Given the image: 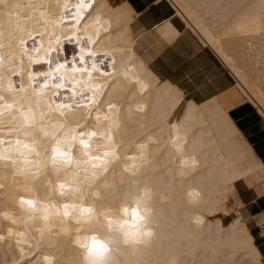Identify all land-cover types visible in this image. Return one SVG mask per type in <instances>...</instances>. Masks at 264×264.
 <instances>
[{
    "label": "snow or ice",
    "instance_id": "obj_1",
    "mask_svg": "<svg viewBox=\"0 0 264 264\" xmlns=\"http://www.w3.org/2000/svg\"><path fill=\"white\" fill-rule=\"evenodd\" d=\"M105 7L111 10L110 14L106 13ZM194 7L201 6L189 5L190 11L186 15L175 0H37L30 5V15L25 13L18 16L17 31L5 33L0 27V92L6 88L10 95L23 93L15 101H6L0 94V117L5 110L18 113L20 124L17 130L26 138H17L14 142L0 138V160L22 163L24 168L21 173L38 174L50 162L53 166H71L75 163L78 170L92 169L95 175L96 169L105 167L113 156L118 157L111 129L119 126L118 113L121 109L108 99L112 91L122 83L131 82V91L143 96L155 87L157 92L153 100L160 103L161 113L168 104L172 105L168 140L174 151L181 153L175 158L178 171L180 168L199 167L201 157L205 155L202 150L199 155L195 152L189 154L190 144L193 148L200 145L202 149L203 145L214 142L203 139L205 129L197 130L199 140L196 139L197 133L189 139L186 135V122L189 120L204 125L223 120L246 146V164L226 166L221 152L216 157L222 162L220 167L206 170L215 171L219 177L211 199L199 187H189L185 196L197 205L207 200L206 212L222 211L227 217L226 220L222 217L208 220L205 212H197L194 223L205 227L222 225L238 234V250L230 264H264V154L255 152L247 130L241 127L235 103H232L231 111L229 106L226 107L229 105L226 90L216 86L206 69L201 70L197 63L199 54L195 57L191 52L185 54L183 48H177V42H172L173 33L179 36L174 18L183 17L188 21ZM204 7L226 8L224 18H227L233 5ZM254 7L264 10V0ZM200 21L199 28L188 21L194 50L201 49L202 45L206 49L209 39L214 40L217 35L212 32L211 21H204L202 16ZM236 27H246V24L241 20L238 25L229 27L225 35L230 37ZM202 30L207 31L208 39ZM146 36L151 37L160 56L169 51L168 45L172 43V49L177 52L175 70L164 66L160 56H156L151 64L145 61L138 51V45ZM6 46L9 50L7 55ZM212 47L215 52V45ZM203 54L208 55L206 51ZM208 59L218 70L223 65L231 67L234 74L242 71L237 57L224 47L223 41L215 56H208ZM217 59L220 64L216 63ZM35 66L41 67L37 69ZM237 86L245 101L242 106L264 122V102L242 83L238 82ZM258 95L264 98V86L259 87ZM221 97H225V102H221ZM147 107L143 103L136 104L137 111H144ZM78 110H84L85 119L75 126L68 124V113ZM101 120L108 125L103 132H97L87 123H99ZM208 129L211 136L210 127ZM39 137L53 141L43 149V155ZM98 140L108 143L102 151L93 152V144ZM144 147L140 145L141 150ZM77 149L83 152V160H76ZM81 164L88 167L79 169ZM56 187L63 194L70 186L59 182ZM221 193L222 203L217 204L221 200ZM255 194L260 197L259 210L255 209ZM20 203L28 206L34 204L25 197H21ZM64 207L67 209L69 205L65 204ZM90 211L82 208L81 214ZM122 211L131 220L116 223L126 237L134 238L139 234V221L144 219L139 205ZM64 214L69 215L67 211ZM108 223L111 225L113 221L109 219ZM3 238L0 234V239ZM16 243L22 245L18 248L20 253L27 252L31 247L30 241L17 240ZM81 247L87 250L88 264H106L110 252L108 241L92 236ZM41 261L55 264V257L32 253L21 264H41Z\"/></svg>",
    "mask_w": 264,
    "mask_h": 264
},
{
    "label": "bare ground",
    "instance_id": "obj_2",
    "mask_svg": "<svg viewBox=\"0 0 264 264\" xmlns=\"http://www.w3.org/2000/svg\"><path fill=\"white\" fill-rule=\"evenodd\" d=\"M36 2L37 0H0V27L4 32L17 31L18 16L25 13L30 15V5ZM175 2L181 5V10L186 15L190 11L189 5L201 6L191 9L188 21L198 28L200 16L204 21L212 22V32L217 35L214 40L209 39L207 48L215 55L223 41L224 47L233 52L242 68V71L234 74L231 67H225L236 89L241 93L237 85L238 82L242 83L264 102V98L258 95L259 87L264 86V10L254 7L260 0ZM218 4L233 5L227 18H224L226 8L218 10L204 7ZM105 11L110 14L111 10L105 7ZM174 19L191 31L188 21L183 17ZM241 20L246 27H236L230 37L226 36L228 28L238 25ZM175 27L178 29L176 23ZM202 31L208 39L207 31ZM176 37L173 33L172 39ZM8 51L6 46L5 55ZM156 92L157 89L153 87L146 95L141 96L138 92L131 91V82L122 83L112 91L108 99L121 109L118 113L119 126L111 129L118 157L113 156L105 167L96 169L95 175L92 174V169L78 170L75 163L71 166H53L50 162L38 174L21 173L24 168L22 163L0 160V234L4 237L0 239V264H21L32 253L53 256L55 264H88L86 249L81 244L89 240L92 232L97 234L98 239L111 242L110 248L113 250L106 264H230L238 250V234L228 231L222 225L205 227L194 223L197 212H205L208 220L226 216L222 211L206 212L207 200L197 205L189 201L185 192L189 187H199L211 199L219 177L215 171L206 170L220 167L222 162L216 157L221 152L226 166L246 164V146L223 120L211 121L210 125L189 120L186 122V135L189 139L198 129H205L203 139L214 142L203 145L202 149L200 145L193 148L190 144L189 154L195 152L199 155L202 150L205 155L201 157L199 167L180 168L178 171L175 158L181 153L174 151L168 140V119L171 117L172 105L168 104L161 113L160 103L153 100ZM0 94L6 101H15L17 97L23 96V93L10 95L6 88ZM137 103L148 107L144 111H137ZM84 119V110L67 115V122L72 126ZM87 123L95 127L97 132H103L108 127L103 120L99 123ZM19 124L18 113H8L5 110V114L0 117V138L13 142L17 138L26 139L17 130ZM208 127L211 136L208 135ZM32 131L36 132L35 129ZM39 139L43 155V149L53 141L43 137ZM196 139H200L198 133ZM106 143L108 142L98 140L93 144V152L102 151ZM141 144L145 146L143 150L140 148ZM130 156L137 159H130ZM75 158L83 160L85 157L77 149ZM87 167L79 165V169ZM59 182L70 186L63 194L56 187ZM220 195L221 200L217 204L222 203L223 194ZM21 197L33 201V206L21 204ZM65 204L69 205L67 209ZM137 205L144 219L139 221V234L129 238L116 222L130 221L131 217L125 216L122 210H131ZM82 208L91 211L81 214ZM66 211L69 213L67 216L64 214ZM109 219L113 221L111 225L108 223ZM17 233L23 235L18 236ZM17 240L30 241L31 247L27 252L20 253L18 248L22 245L17 244ZM41 264L44 262L41 261Z\"/></svg>",
    "mask_w": 264,
    "mask_h": 264
},
{
    "label": "crops",
    "instance_id": "obj_3",
    "mask_svg": "<svg viewBox=\"0 0 264 264\" xmlns=\"http://www.w3.org/2000/svg\"><path fill=\"white\" fill-rule=\"evenodd\" d=\"M175 23L179 29V36L172 39V42H177V48H183L185 54L191 52L193 57L199 54L200 59L199 61H197V63L200 65L201 70L206 69L210 76L213 78L216 86L218 88L226 90L225 97L227 98V102L229 104L226 105V107L229 106V110L231 111L233 110L231 105L233 102L235 103V110L240 114L241 127L247 130L249 140L251 141L255 152L257 154H264V122H261L259 118L255 114L251 113L246 106H242L245 105V101L242 100L241 97H238L236 95V92L233 88L234 82L230 73H228L229 71H227L223 65H221V68L218 70L208 59V56H215L210 51V49H205L202 45L201 49L194 50V45L192 44L190 38L192 35L191 31L187 28L182 27L178 21H175ZM168 48L169 51L160 56V53L157 51V47L151 41L150 36L142 38L140 44L138 45V51L140 52L141 56L147 61V63L151 64L156 56H160V60L164 66L175 70L177 52L175 49H172V43L168 45ZM205 51L208 53L207 56L203 54ZM216 63L220 64V61L217 59ZM225 97L220 98L221 102H225ZM255 195V209L259 210L261 207L259 203L260 197L258 194ZM221 217L223 219H227V217Z\"/></svg>",
    "mask_w": 264,
    "mask_h": 264
},
{
    "label": "rangeland",
    "instance_id": "obj_4",
    "mask_svg": "<svg viewBox=\"0 0 264 264\" xmlns=\"http://www.w3.org/2000/svg\"><path fill=\"white\" fill-rule=\"evenodd\" d=\"M233 88H234V91L236 92V95L238 96V97H241V99H242V94L236 89V87H235V84H233ZM243 100V99H242ZM221 217V216H220ZM225 219V218H224ZM226 220V219H225Z\"/></svg>",
    "mask_w": 264,
    "mask_h": 264
},
{
    "label": "built area",
    "instance_id": "obj_5",
    "mask_svg": "<svg viewBox=\"0 0 264 264\" xmlns=\"http://www.w3.org/2000/svg\"><path fill=\"white\" fill-rule=\"evenodd\" d=\"M226 69V68H225ZM227 70V69H226ZM228 71V70H227ZM229 73V72H228Z\"/></svg>",
    "mask_w": 264,
    "mask_h": 264
}]
</instances>
